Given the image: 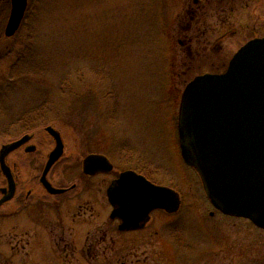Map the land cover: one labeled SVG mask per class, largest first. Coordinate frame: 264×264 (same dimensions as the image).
Returning <instances> with one entry per match:
<instances>
[{
	"label": "rangeland",
	"instance_id": "374dc122",
	"mask_svg": "<svg viewBox=\"0 0 264 264\" xmlns=\"http://www.w3.org/2000/svg\"><path fill=\"white\" fill-rule=\"evenodd\" d=\"M28 1L25 24L23 20L14 38L4 32L10 12L5 7L0 12V108L16 117L40 106L52 114L59 111V121L47 125L60 131L67 143L68 181L88 153L108 154L123 170L128 167L121 157L133 148L132 158L152 162L157 179L184 195V213L163 218L169 233L185 217L188 242L208 251L200 264H240L244 234H255L253 227L244 219L209 217L215 210L208 205L200 177L187 168L181 154L180 94L199 71L213 69L203 65L189 70L190 61L180 54L183 0ZM214 24L218 30L219 23ZM235 43L234 38V50ZM26 46L43 62L45 72L11 78L10 68ZM64 77L70 80L68 89L61 85ZM4 121L0 116V127ZM43 131L41 126L39 132L45 135ZM5 141L0 135V148ZM187 206H195L190 216ZM159 227L154 224L149 236L133 240L134 257L120 252L110 257V264H177L176 243L155 235Z\"/></svg>",
	"mask_w": 264,
	"mask_h": 264
},
{
	"label": "flooded vegetation",
	"instance_id": "af4514ba",
	"mask_svg": "<svg viewBox=\"0 0 264 264\" xmlns=\"http://www.w3.org/2000/svg\"><path fill=\"white\" fill-rule=\"evenodd\" d=\"M4 7L10 12L11 0H0V12ZM180 12L177 44L182 57L192 65L189 70L200 69L203 65L213 68L199 71L195 77L224 73L238 50L250 41L264 38V0H183ZM214 23H219L218 30ZM234 38L237 39L235 50L230 47ZM39 108L46 111L45 106L32 109ZM9 112L4 109L2 119L5 121L1 123L0 135L6 141L2 143L0 153L5 146L9 150L12 144H21L7 151L2 160L0 154V264H73L74 258L77 264H89L102 257L106 258L102 264H110V257L120 252L134 257L133 240L149 236L148 230L154 224H160L155 235L162 239L170 237L176 243L177 264H200L206 250L188 242L185 217L174 229V234L169 233L168 225L163 222L167 216L184 213L186 201L177 187L157 179L159 172L152 162L126 158L124 154L122 158L128 168L121 170L117 166L119 161L111 159L110 155L91 152L81 159L78 173L68 181L64 175L69 161L68 146L59 131L64 153L49 170L46 179L62 192L50 193L41 182L51 151L56 148L55 138L47 132V128L53 126L46 123L38 127L34 118L23 123L24 111L17 117ZM41 126L45 135L39 132ZM114 149L116 152L113 153L118 155L119 151ZM90 155L106 156L113 164L112 170L85 173L84 160ZM185 165L197 175L192 167ZM126 171H134L155 185L177 191L181 197L180 209L172 214L154 209L149 219L138 221L134 218L132 227L122 229V219L112 217L115 207L108 200L107 189ZM208 203L215 210L209 212L211 218L221 214L227 219H244L227 216ZM193 211L195 206H187L185 213L190 216ZM244 220L249 221L255 234H244L240 264H264V229ZM252 251L253 257L249 254ZM210 256L215 257L214 253Z\"/></svg>",
	"mask_w": 264,
	"mask_h": 264
},
{
	"label": "water",
	"instance_id": "95a60500",
	"mask_svg": "<svg viewBox=\"0 0 264 264\" xmlns=\"http://www.w3.org/2000/svg\"><path fill=\"white\" fill-rule=\"evenodd\" d=\"M28 0H11L5 36L19 31ZM56 140L42 182L50 193H61L46 179L64 153L61 134L53 127ZM178 133L184 162L198 173L205 195L225 215L245 218L264 229V38L244 45L221 74L195 77L185 87L178 114ZM21 142L1 150L7 151ZM113 164L103 155L84 160V172L110 171ZM108 190L115 207L112 217L122 219V229L132 227V219H149L154 209L176 213L180 194L155 185L134 171H126Z\"/></svg>",
	"mask_w": 264,
	"mask_h": 264
},
{
	"label": "trees",
	"instance_id": "16d2710c",
	"mask_svg": "<svg viewBox=\"0 0 264 264\" xmlns=\"http://www.w3.org/2000/svg\"><path fill=\"white\" fill-rule=\"evenodd\" d=\"M25 20H24V24H25ZM17 57H18L17 60L10 68L9 73H10L11 78H18V77L27 76V75L40 76L44 74L45 72L44 64L42 61H38L39 57L34 53L31 47L26 46L25 50H23L22 53H19ZM61 83H62L61 85L66 86L65 88L67 89L69 88L68 86H70V80H68V78L66 77L62 79ZM109 96H111L110 98L112 99L117 98L115 95H112V94ZM115 106H117L116 102H115ZM3 115H4V111L2 110V108H0L1 118L3 117ZM22 116H23L22 120L24 121L23 123L27 122L31 118H34L35 121L38 123L37 124L38 127L40 125L46 124L51 121H56V120L59 121L60 119L59 111L57 109L55 110L54 114H52V112L44 111L41 108H39L38 110L32 109V111L30 109L28 111L27 110L24 111ZM1 131L2 129H0V133ZM125 152H127L125 154L126 156L124 155L126 158H131V157L136 156V152L133 148H128L127 151Z\"/></svg>",
	"mask_w": 264,
	"mask_h": 264
}]
</instances>
